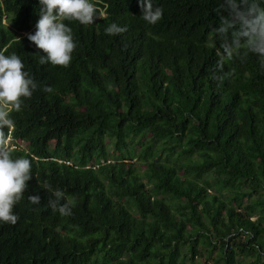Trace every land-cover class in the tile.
Listing matches in <instances>:
<instances>
[{
    "label": "trees",
    "instance_id": "1",
    "mask_svg": "<svg viewBox=\"0 0 264 264\" xmlns=\"http://www.w3.org/2000/svg\"><path fill=\"white\" fill-rule=\"evenodd\" d=\"M91 2L95 23L67 22L62 67L14 39L35 33L40 0H0V48L39 85L10 114L34 177L18 222L0 223V264H264V64L223 56L225 0H152L155 25L140 0ZM112 23L127 32L106 35ZM46 184L72 215L47 206Z\"/></svg>",
    "mask_w": 264,
    "mask_h": 264
},
{
    "label": "clouds",
    "instance_id": "2",
    "mask_svg": "<svg viewBox=\"0 0 264 264\" xmlns=\"http://www.w3.org/2000/svg\"><path fill=\"white\" fill-rule=\"evenodd\" d=\"M228 15L221 17L220 26L215 29L222 39L223 56L231 59L233 56L256 54L264 64V0H225ZM40 18L34 34L18 31V40L25 38L32 42L44 55H40L39 64L68 67L72 53L77 47L72 29L68 21H78L90 25L97 19V9L91 0H40ZM142 19L150 25L157 24L163 17V9L153 7L152 0H140ZM101 14L104 12L101 10ZM127 27L112 23L105 28V34L116 36L127 32ZM12 40V39H11ZM6 47L0 48V223L15 225L18 215L15 206L23 199L24 193H31L29 183L33 179L32 162L28 158H14L13 151L25 149L24 142L13 141L15 122L11 113L21 110L24 99L32 97L39 87L38 83L26 71L21 56L12 53L5 55ZM223 70V61L216 66ZM224 73L214 78L223 81ZM42 91L52 92L51 87ZM37 160L33 156H29ZM68 164V163H67ZM45 187L53 198L48 200V207L61 216L72 215L69 203H61L65 199L64 191L52 189L50 184ZM28 200L33 205L41 203L39 195H30Z\"/></svg>",
    "mask_w": 264,
    "mask_h": 264
}]
</instances>
